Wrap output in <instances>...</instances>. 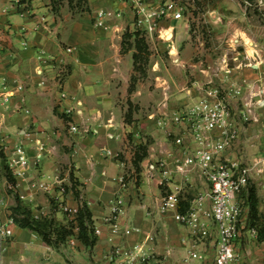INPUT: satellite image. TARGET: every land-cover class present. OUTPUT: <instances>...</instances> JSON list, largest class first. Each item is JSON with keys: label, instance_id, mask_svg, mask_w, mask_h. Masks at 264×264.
<instances>
[{"label": "crops", "instance_id": "obj_1", "mask_svg": "<svg viewBox=\"0 0 264 264\" xmlns=\"http://www.w3.org/2000/svg\"><path fill=\"white\" fill-rule=\"evenodd\" d=\"M17 1L0 0V150L9 166L21 147L27 163L9 166L17 195L0 175V220L8 218L20 198L33 216L41 213L66 226L69 219L59 202L82 203L92 229L99 228L101 235L86 246L74 228L75 246H69L67 238L54 247L15 224L13 237L0 242V264H212L216 236L196 242L188 228L162 214L158 174L152 178L149 169L162 161L172 169L198 147L191 124H177L174 118L200 101L210 80L224 93L242 87L244 101H254L263 87L264 37L260 32L250 37L242 27L237 31L236 24L249 21L240 4L223 0L207 5L202 18L183 13L182 19L164 18L148 30L138 27L132 10L118 0ZM166 2L146 0L151 9ZM100 11L122 16L105 17V29L96 25ZM200 22L207 24L203 31L198 30ZM137 30L151 40L171 31V44L163 41V48H155L151 81H138L131 88L135 50L123 45L125 36ZM68 47L73 48L71 54L64 51ZM163 52L169 55L168 65L160 57ZM168 66L172 76L158 73ZM238 99L233 110L240 137L227 154L247 163L264 149V104L252 107L257 122H243ZM70 124L79 132H70ZM176 138L183 144L176 145ZM122 176L125 188L119 184ZM57 178L67 186L62 197ZM174 179L184 185L183 210L208 188L196 169ZM40 184L50 190H40ZM251 185L259 215L264 216V175L253 174ZM117 194L123 199L117 224L121 231L130 229L129 235L112 234L107 221ZM244 236L235 243L242 264H264L260 228L257 238L248 231ZM194 246L202 260L189 259Z\"/></svg>", "mask_w": 264, "mask_h": 264}, {"label": "built area", "instance_id": "obj_2", "mask_svg": "<svg viewBox=\"0 0 264 264\" xmlns=\"http://www.w3.org/2000/svg\"><path fill=\"white\" fill-rule=\"evenodd\" d=\"M118 1L129 6L138 27L147 26L148 30H152L153 25L164 18L182 19L183 7L173 1H167L158 9L149 8L146 0ZM113 16L121 17L122 14L100 11L97 14L96 25L106 29L104 18ZM64 51L66 54H71L73 48L68 47ZM40 60L42 62L47 61L43 57ZM61 77H59L60 85ZM203 92V97L195 106L174 118L177 124L187 121L191 124V135L198 147L186 153L183 159L175 161L172 169L168 168L167 162H159L157 166H152L149 169V175L155 178L158 174L156 182L162 191L159 203V210L162 214L171 215L178 224L188 228L193 237L197 238L196 242H205L213 235L216 236L213 245L212 264H242L235 243L242 236L241 229L247 226L248 222L247 189L250 185L251 176L253 174L264 175V149L252 161L247 163L232 159L227 154L240 137L236 120L237 114L233 110V104H235L233 100L240 98L238 102L242 105V111L239 115L243 122H257L258 120L255 119L252 113V107L255 104L259 106L261 102L264 104V100H262L264 89L260 88L255 93V104L254 101H244V98L242 99V87H236L230 93H224L210 80L205 85ZM61 98L66 99L67 94L62 92ZM69 130L72 133L79 132V128L73 124L69 125ZM83 132L88 134L90 130L84 129ZM262 134L264 136V128ZM175 144L182 145V139L176 138ZM16 157L11 160V166L27 163L25 152L21 147L16 150ZM191 169H196L199 172L208 188L197 194L183 210L181 204L183 199L181 197L184 185L177 183L174 178L176 176L185 177ZM119 184L122 188L126 187L124 176L120 177ZM55 185L57 194L60 197L64 196L67 190L65 181L62 178H57ZM17 189V184H8V190L12 194L17 195ZM39 189L43 191L50 190L44 184H40ZM58 208L68 217L69 222L75 224L76 231H78L76 223L83 204L69 206L64 202H59ZM122 212L123 199L121 194H117L112 203L111 217L107 220L114 235H119L121 232L125 235L131 233L130 229L121 231L117 224ZM42 215L40 213L33 217L35 220H41L46 217ZM14 225V220L9 216L4 222L0 220V242L13 237ZM93 231L94 235H101L99 228H94ZM248 233L250 236L257 238L259 229L249 227ZM76 242L75 235L67 240L69 246H75ZM188 257L191 260L203 259L195 246L188 251ZM202 264L206 263L203 262Z\"/></svg>", "mask_w": 264, "mask_h": 264}, {"label": "rangeland", "instance_id": "obj_3", "mask_svg": "<svg viewBox=\"0 0 264 264\" xmlns=\"http://www.w3.org/2000/svg\"><path fill=\"white\" fill-rule=\"evenodd\" d=\"M167 1H173L179 6H182L184 15L190 12H195L197 16L202 18V16L205 15L207 11V5H213L215 3L219 4V2L223 0H167ZM235 1L238 4H240V9L245 11L247 18L249 19V21H246L245 23L236 24L235 27H237V31L242 27L246 29L250 37L254 36L256 33H259V32H260V36L264 37V6L262 5L263 4L262 0H235ZM183 13H182V17H183ZM201 22L197 26H198V30L203 31L202 26L206 27L207 24H202ZM235 32L236 30L234 31V33ZM168 34L171 35V31L162 32L161 39L159 40H157L156 38H154L153 40L148 39L146 38V32H141L139 30L133 33H128L125 36V42H124L123 47L131 48L135 50L136 74L133 75L132 77L133 79H131V82H133L134 80V82L137 83L138 81H147V79L151 81L150 74L153 68L152 65L154 61L157 60V55H156L155 50L158 48H163L161 44L163 41L169 45L171 44L169 43L171 38L170 39L167 38ZM205 39H206V43L210 46L211 43L208 42V38H205ZM237 50H238V47H237ZM160 57L163 59L165 64L168 65V62L170 61L169 55L163 52V53H160ZM171 67H172V64H171ZM167 70L168 71L163 70L158 73L163 74V75L169 74L172 76L173 75L172 70L171 68H169V66L167 67ZM261 88L264 89V85ZM263 98L262 100H264ZM253 103L254 104L256 103V99L254 100ZM255 106H256L255 107L256 109H261L260 108L261 105L258 106L255 104ZM262 114L264 117V110ZM263 128H264V125L262 126V129ZM250 224H252L253 226H258L260 228L261 235H264V226H263L264 216L262 215V213L261 215H259V212L257 211V214L254 217V220H251ZM250 224L249 222H247L246 224L247 226H244L243 229H241L242 238H243V234H245L244 237H246V233L249 227H251ZM241 226L242 224L239 227L241 228Z\"/></svg>", "mask_w": 264, "mask_h": 264}, {"label": "trees", "instance_id": "obj_4", "mask_svg": "<svg viewBox=\"0 0 264 264\" xmlns=\"http://www.w3.org/2000/svg\"><path fill=\"white\" fill-rule=\"evenodd\" d=\"M134 54V63L135 61ZM136 72V68H135ZM133 79V78H132ZM134 80L132 82L131 88L134 87ZM140 160V157L138 158ZM138 160V161H139ZM135 168L138 167V162L135 159ZM138 169V168H137ZM4 174L8 178V182L11 184H16L15 180L12 177L10 168L7 164V159L2 150H0V175ZM247 197H248V222L250 224L251 220H254V217L258 211V198L256 196L255 189L252 186H249L247 189ZM20 200L18 199V205L11 210L9 217L12 218L16 225L21 228L30 229L36 233H38L43 241L49 245H53L54 247H58L61 243H65L67 238L74 236V228L75 224L69 222L66 226H57V224L47 217L41 220H35L31 210L22 205ZM253 218V219H252ZM90 216L88 211L82 208L80 210L79 216L77 218V228H78V239H80L86 246H91L95 243L94 231L92 229ZM251 227H257L250 224Z\"/></svg>", "mask_w": 264, "mask_h": 264}, {"label": "bare ground", "instance_id": "obj_5", "mask_svg": "<svg viewBox=\"0 0 264 264\" xmlns=\"http://www.w3.org/2000/svg\"><path fill=\"white\" fill-rule=\"evenodd\" d=\"M167 38H168V39H170V38H171V35H170V34H168Z\"/></svg>", "mask_w": 264, "mask_h": 264}]
</instances>
